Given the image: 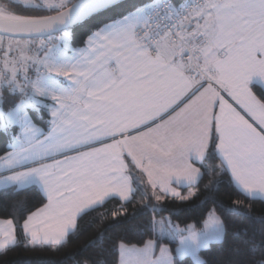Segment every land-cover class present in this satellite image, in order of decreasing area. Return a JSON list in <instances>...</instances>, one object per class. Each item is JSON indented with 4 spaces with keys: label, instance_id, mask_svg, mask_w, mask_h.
<instances>
[{
    "label": "snow or ice",
    "instance_id": "obj_1",
    "mask_svg": "<svg viewBox=\"0 0 264 264\" xmlns=\"http://www.w3.org/2000/svg\"><path fill=\"white\" fill-rule=\"evenodd\" d=\"M94 18L74 46V27ZM0 139V193L47 201L19 235L0 219V255L59 249L78 218L139 196L135 236L105 229L61 264H208L201 252L224 243L233 217L260 225L232 233L241 264H264V215L213 195L227 184L264 202V0H0ZM206 175L201 204L224 218L213 207L202 228L181 227L166 198L190 201Z\"/></svg>",
    "mask_w": 264,
    "mask_h": 264
},
{
    "label": "trees",
    "instance_id": "obj_2",
    "mask_svg": "<svg viewBox=\"0 0 264 264\" xmlns=\"http://www.w3.org/2000/svg\"><path fill=\"white\" fill-rule=\"evenodd\" d=\"M44 15L51 13H41ZM106 22V21H105ZM100 19L94 18L84 25L75 26L73 29L75 43L74 46H83V40L90 34V31L99 27ZM7 149L4 147V141L0 139V154ZM218 163V161H216ZM210 176H204L199 182V186L194 189L197 191V196L193 197L186 203H170L166 198L165 203L169 209L177 208L181 212L173 219L180 224L181 227L186 224H195L197 229L203 227V221L207 218V211L213 207L217 208V212L224 218V213L216 202L212 201L207 204H201L209 193L205 192L203 185L208 183ZM182 192L188 190L187 187L180 188ZM217 200L222 201L225 205H231L233 201L239 200L246 205H251L253 213L256 216L264 215V202L260 200H251L245 195L237 191L227 184L221 185L219 191L213 193ZM142 199L137 197L136 201L130 204H125L123 208L120 207L121 201L113 199L107 201L103 207L97 208L88 212L86 215L78 218L79 234L70 236L68 243L59 249H52L50 247H36L25 248L23 246L11 248L5 254L0 255V264H61V261L69 254L77 252L89 240L97 236V234L105 229L108 230V235L113 238H122L124 236H135L139 227L143 224L146 217H133L130 214L139 207L138 201ZM23 201L25 203V211H18L13 214L11 205ZM46 198L35 191H22L18 195L11 193H0V219H13L17 224V234L19 235V224L22 223L25 216L35 211L46 203ZM113 212H124L129 215L126 218L115 222L112 216ZM104 214V218H100V214ZM161 215H169V212H164ZM259 224L243 217H233L228 223V235L223 244H213L210 250L202 251L201 255L208 260V264H241L247 261V253L243 245L232 235L234 231L247 230L249 233L258 229ZM133 242H136L135 240ZM164 243L174 248L175 244L165 240ZM185 264H189L186 260Z\"/></svg>",
    "mask_w": 264,
    "mask_h": 264
},
{
    "label": "crops",
    "instance_id": "obj_3",
    "mask_svg": "<svg viewBox=\"0 0 264 264\" xmlns=\"http://www.w3.org/2000/svg\"><path fill=\"white\" fill-rule=\"evenodd\" d=\"M95 146H96V147H99L100 145L97 144V145H95ZM197 166L199 167V165H197ZM174 186H175V185H174ZM180 188H182V187H180ZM180 188H179L178 190H179L182 194H185V195H186V194L188 193V191H189V189H188L186 192H182ZM193 190H194V189H193ZM169 247H170V245H169Z\"/></svg>",
    "mask_w": 264,
    "mask_h": 264
},
{
    "label": "rangeland",
    "instance_id": "obj_4",
    "mask_svg": "<svg viewBox=\"0 0 264 264\" xmlns=\"http://www.w3.org/2000/svg\"><path fill=\"white\" fill-rule=\"evenodd\" d=\"M15 222V221H14ZM16 223V222H15Z\"/></svg>",
    "mask_w": 264,
    "mask_h": 264
}]
</instances>
